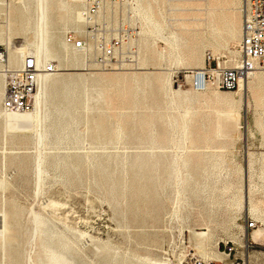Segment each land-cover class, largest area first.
I'll use <instances>...</instances> for the list:
<instances>
[{"label":"rangeland","instance_id":"obj_1","mask_svg":"<svg viewBox=\"0 0 264 264\" xmlns=\"http://www.w3.org/2000/svg\"><path fill=\"white\" fill-rule=\"evenodd\" d=\"M45 2L43 35L41 4L0 0V45L58 65L27 114L4 115L0 76V264H264V65L247 109L188 77L241 61L243 0H137L112 69L63 42L91 0Z\"/></svg>","mask_w":264,"mask_h":264},{"label":"built area","instance_id":"obj_2","mask_svg":"<svg viewBox=\"0 0 264 264\" xmlns=\"http://www.w3.org/2000/svg\"><path fill=\"white\" fill-rule=\"evenodd\" d=\"M132 0H91L81 11L83 28L65 33L64 43L104 69H112L118 63L132 61L130 41L136 36V27L131 23ZM242 59L232 68H221L218 62L190 73L191 87L195 91L208 88L235 91L239 82L251 67L252 60L264 65V0H244L243 24L239 45ZM0 68L4 74V90L1 106L9 112H28L32 109L37 91V80L41 73L55 72L53 62L38 65L32 54L22 57L18 68L8 66L7 49L0 45ZM247 229L256 228L252 221Z\"/></svg>","mask_w":264,"mask_h":264},{"label":"bare ground","instance_id":"obj_3","mask_svg":"<svg viewBox=\"0 0 264 264\" xmlns=\"http://www.w3.org/2000/svg\"><path fill=\"white\" fill-rule=\"evenodd\" d=\"M37 1V4H36V6L38 5V3L39 4H41L40 5V15L42 16V23H41V32H42V34L44 35L45 33H46V6H47V3L45 2V0H36ZM133 1V5H132V15H131V23L133 24V25H137V28L140 30V32H138V34H139V36L142 38V36L144 35V31H145V25L143 24V21L140 19V17H139V15H138V10H137V0H132ZM243 8H244V0H243ZM50 8V7H49ZM61 8H62V10H66V8H67V5L66 4H61ZM181 11V10H180ZM182 12V11H181ZM146 20H147V22H149V23H152L153 24V26L157 29V26L159 25V23L157 22V21H152V14H151V11H150V9L148 8L147 10H146ZM65 21V20H64ZM80 21H81V10L79 9V11L76 13V17H75V23H76V27L75 28H73V29H71V30H74V31H76V32H79V31H81V29H80ZM7 22V21H6ZM242 24H243V21H242ZM35 28H36V24H35V26H34ZM68 32V31H67ZM241 32H242V29H241ZM141 38H139L140 40H141ZM171 38H172V40L173 41H176V39H177V36H176V34L175 35H173V36H171ZM5 39V38H4ZM44 37H43V45H42V49L43 50H45V52H48V48H47V46H46V44L44 43ZM6 42L5 43H7V44H5V45H7L6 46V49H7V52H8V47L10 46L9 44V42H10V39H9V37H6ZM240 40H241V35H240ZM12 41V40H11ZM52 41V40H51ZM54 41V40H53ZM63 42H64V40H63ZM12 44V43H11ZM64 45L66 46V48L68 49V51L69 52H73V53H76V54H78L81 58L82 57H84L83 55H81L79 52H77V51H74V50H72L70 47H68L65 43H64ZM240 45V41H239V43H238V46ZM37 46H38V44H36L35 45V48L37 49ZM44 52V53H45ZM21 53V52H20ZM35 53H36V50H35ZM35 53L34 54H32V53H26V54H32L34 57H35ZM18 54V53H17ZM10 55H12V54H10ZM9 55V52H8V66L10 67V68H18L19 66H20V64L19 63H17V60L19 59V57L17 56V55H15V54H13V56H10ZM186 57V56H185ZM187 57L189 58V55H187ZM139 60H138V67L135 69V70H139L140 68H139V65H140V50H139V58H138ZM37 62V61H36ZM50 62H53L54 63V65H55V67H56V70H55V72H51V73H41L39 76H38V80H37V91H36V94H35V96H34V98L36 97V95L38 94V92L40 91V89H41V91H42V93L44 94L45 93V81L47 80V79H49L50 78V76H52V74H55L56 72H58V65H57V63H55L54 61H51V60H46V61H44L43 63H37L38 65H46V64H48V63H50ZM227 62H225L224 64H226ZM239 63H240V61H238L234 66H225V65H221V64H219L218 63V65L221 67V68H232V67H235V66H237V65H239ZM250 63V65H251V67L248 69V71H247V73H246V75L243 77V79H241L240 80V82H239V85H238V88L234 91V92H236V91H238L239 93H240V96H241V101H242V105H244V108L245 109H247L248 108V101H247V92H249V90L251 89V87H250V81H249V79L250 78H254L255 77V75H256V70L254 69L256 66H258V63H257V61H255V60H252L251 62H249ZM12 65V66H11ZM85 65V64H84ZM85 70H91V71H93L91 68H88V67H86V65H85ZM205 69V66L203 65V67H202V69H194V70H190V72L189 73H191V72H194V71H196V70H204ZM0 76H2V81H3V90H4V74H3V72H2V70H1V68H0ZM189 78H190V76H188ZM209 89H215V88H208V89H206V90H204V91H195L193 88H192V90L195 92V93H204V92H206V91H208ZM3 90H2V96H3ZM217 90V89H216ZM226 92H229V91H226ZM233 92V91H232ZM0 95H1V90H0ZM34 98H33V102H32V108H33V105H34ZM36 99V98H35ZM1 100H2V98H1ZM36 101V100H35ZM3 109V108H2ZM4 110V109H3ZM5 113L6 114H27V113H29V112H9V111H6V110H4V115H5ZM246 114V113H245ZM3 115V114H2ZM237 117V116H236ZM245 118V117H244ZM246 123V125H245V128L247 129V122H245ZM250 188H251V186H249ZM253 188V187H252ZM248 194H249V192H248V189H246V196H245V201H246V205L249 203V202H251V200H249V198H248ZM253 194V193H252ZM252 196V195H251ZM253 204V203H252ZM247 208H248V206H247ZM248 211V210H247ZM42 230V229H41ZM256 231H259V230H256ZM256 231H254V234H255V232ZM0 234H2V232H0ZM256 235V234H255ZM198 236H201V237H203L204 236V234L203 233H201V234H198ZM42 237V236H41ZM256 237H257V235H256ZM52 240V239H51ZM48 251V250H47ZM50 254V253H49ZM55 256V255H54ZM57 257V256H56ZM56 259V258H55Z\"/></svg>","mask_w":264,"mask_h":264},{"label":"crops","instance_id":"obj_4","mask_svg":"<svg viewBox=\"0 0 264 264\" xmlns=\"http://www.w3.org/2000/svg\"><path fill=\"white\" fill-rule=\"evenodd\" d=\"M257 240H258V242H259V239H258V238H256V241H257ZM258 244H262V245H263V244H264V242H261V243H258Z\"/></svg>","mask_w":264,"mask_h":264}]
</instances>
